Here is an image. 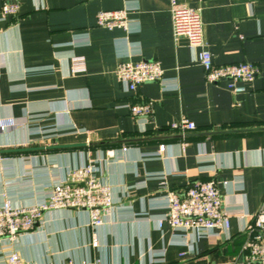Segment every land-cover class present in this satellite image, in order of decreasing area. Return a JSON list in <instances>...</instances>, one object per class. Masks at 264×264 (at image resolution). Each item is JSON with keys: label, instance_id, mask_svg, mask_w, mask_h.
Returning a JSON list of instances; mask_svg holds the SVG:
<instances>
[{"label": "crops", "instance_id": "1", "mask_svg": "<svg viewBox=\"0 0 264 264\" xmlns=\"http://www.w3.org/2000/svg\"><path fill=\"white\" fill-rule=\"evenodd\" d=\"M171 1L24 0L17 15L0 20V120L15 123L0 130V202L34 205L74 169L93 166L116 205L98 229L85 210L46 212L18 238L24 264H233L240 257L252 215L264 211V0H176L201 11L216 66L259 67L239 94L227 81L208 83L200 49L174 38ZM125 6L139 21L130 33L97 26L99 12ZM73 55L85 57L86 73H71ZM130 60L159 61L163 83L127 91L115 70ZM145 102L154 112L141 124L130 106ZM182 119L196 129H170ZM69 144L86 145L2 152ZM209 180L230 215L228 230L200 237L158 225L169 192Z\"/></svg>", "mask_w": 264, "mask_h": 264}, {"label": "built area", "instance_id": "2", "mask_svg": "<svg viewBox=\"0 0 264 264\" xmlns=\"http://www.w3.org/2000/svg\"><path fill=\"white\" fill-rule=\"evenodd\" d=\"M1 1L0 20L8 15H17L24 0ZM131 10V7L125 6L120 10L101 11L97 15V26L108 30L123 29L130 33L132 27L139 24V21L129 18ZM170 12L174 38L177 41L187 39L193 51L200 49L198 59L208 83L227 81L231 91L239 94L245 91L240 83H252L259 76L260 69L253 63L224 66L214 64L212 54L206 48L204 23L199 9L172 0ZM71 63L73 75L87 72L85 57L73 55ZM115 75L120 84L130 92H136L146 83L164 81V69L156 60L121 62ZM130 112L143 124L152 116L154 105L152 102L134 104L130 106ZM14 125V121L10 119L0 120L1 131ZM170 129L185 135L194 131L196 124L189 119H182L172 123ZM165 149L166 146L161 145L159 153H164ZM1 155L0 147V158ZM96 172L93 166L74 169L68 179L51 187L47 198L34 205L17 206L9 197L0 202V243H4L3 249L6 251L3 264H24L16 247L18 238L32 231L46 212L62 209L85 210L90 215L91 227H101L104 224V215L111 213L116 205L111 187L99 179ZM165 201L167 212L156 219L160 227L168 223L174 231L196 232L200 237H210L216 229L228 230L230 227V215L223 207V198L213 180L197 181L184 194L171 191ZM251 218V224L245 231L246 241L241 255L233 264H264V211L253 214ZM92 246H99L96 234Z\"/></svg>", "mask_w": 264, "mask_h": 264}, {"label": "water", "instance_id": "3", "mask_svg": "<svg viewBox=\"0 0 264 264\" xmlns=\"http://www.w3.org/2000/svg\"><path fill=\"white\" fill-rule=\"evenodd\" d=\"M187 41V39H184ZM86 144H69V145H54V146H47V147H34V148H20V149H11V150H5L2 152L5 153H10V152H29V151H34V150H43V149H49V150H54V149H62V148H73V147H82L85 146ZM83 185V184H82Z\"/></svg>", "mask_w": 264, "mask_h": 264}, {"label": "trees", "instance_id": "4", "mask_svg": "<svg viewBox=\"0 0 264 264\" xmlns=\"http://www.w3.org/2000/svg\"><path fill=\"white\" fill-rule=\"evenodd\" d=\"M120 143H117V144H112V145H109V146H112V147H116V146H119ZM31 152H25V153H21V154H30ZM20 153H16V152H13V153H5L4 155H7V156H11V155H19Z\"/></svg>", "mask_w": 264, "mask_h": 264}]
</instances>
